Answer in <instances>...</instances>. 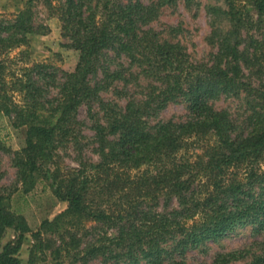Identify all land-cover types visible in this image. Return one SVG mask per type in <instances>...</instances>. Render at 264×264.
I'll list each match as a JSON object with an SVG mask.
<instances>
[{
  "label": "trees",
  "instance_id": "16d2710c",
  "mask_svg": "<svg viewBox=\"0 0 264 264\" xmlns=\"http://www.w3.org/2000/svg\"><path fill=\"white\" fill-rule=\"evenodd\" d=\"M38 2L61 21L66 46L79 50L75 70L48 71L52 65L42 63L16 71L8 64L12 60L1 57L26 45L29 33H39L34 23ZM225 2L233 30L224 37L213 64L193 62L181 46L142 33L138 22L154 7L139 0H28L13 20H0V112L14 126L27 128L25 145L13 159L23 191L46 181L53 194L68 203L65 211L32 233L31 264L39 251L48 260L46 250L53 246L46 240L49 234L57 235L60 243L45 264H65L66 258L69 264L86 262L99 255L115 264H165L164 245L170 242L183 254L242 226L264 229V85L247 80L241 65L243 61L259 71L264 67V39L250 34L256 22L248 10L251 5L263 16L264 0ZM243 30L249 51L240 52L233 38ZM109 51L124 56L130 67L155 82L148 85L145 100H130L122 108L99 100V90L114 80L130 81L123 71L110 68ZM49 86L58 89L52 97L47 95ZM232 95H244L250 108L249 129L243 133H235L228 113L214 107V101ZM177 99L187 103L189 119L150 123L149 117ZM82 106L92 120L100 159H78V165L70 167L60 150L79 145ZM174 197L180 209H156L162 199L167 203ZM89 222L114 234L106 232L100 245L81 247ZM9 228L21 235L3 246L0 264H21L16 254L30 229L13 210L10 192L0 187V242ZM240 257L230 252L213 264ZM255 262L264 264V256Z\"/></svg>",
  "mask_w": 264,
  "mask_h": 264
},
{
  "label": "rangeland",
  "instance_id": "374dc122",
  "mask_svg": "<svg viewBox=\"0 0 264 264\" xmlns=\"http://www.w3.org/2000/svg\"><path fill=\"white\" fill-rule=\"evenodd\" d=\"M139 1L145 6L150 7L152 4L151 6L154 7L150 8L149 14L144 15L138 22L139 30L158 42L181 46L190 59L196 63L213 64L217 56L219 57L224 37L233 30V21L228 13L225 0ZM27 2L28 0H0V20H13L15 15L27 6ZM248 10L256 22L250 34L258 39H264V15L259 17L257 10L251 5L248 6ZM34 11V23L39 33H29L26 45L15 46L2 53L1 57L8 61L12 60L13 64L10 62L8 64L16 71L25 65L34 66L42 63L52 65L47 68L48 71L53 67L69 72L75 70L80 53L79 50L66 46L67 40L62 36L59 18L49 15L48 9L40 2L35 4ZM233 39L239 41L237 47L240 52L249 51L246 31L243 30ZM109 55L110 68L123 71L125 79L130 81L127 83L123 79L114 80L107 89L99 90V100L104 103L117 104L121 108L130 100L138 103L145 100L147 87L154 81L141 74L136 66L130 67L129 61L124 56H116L113 51H109ZM241 65L247 80L255 86L264 85V67L259 71L256 67L247 66L243 61ZM134 73L137 78H132ZM34 76L38 78L37 75L34 74ZM97 77H102L101 72H98ZM48 89V97H52L58 91L57 88L51 86ZM99 105V102L93 104L95 110L102 115ZM214 107L228 113L234 124L235 133L248 131L250 108L244 95L221 97L214 101ZM78 117L84 122L78 138L79 145L70 144L68 148L60 150L63 163L70 167H76L78 159L94 162L100 159L96 151L98 142L94 139L95 132L91 128L92 120L87 115L86 106L80 108ZM148 119L152 125L170 120L186 121L189 119L187 103L182 99L171 100ZM26 131V127L14 126L11 119L0 112V139L2 140L0 142V187H4L5 194L10 192L13 210L23 215L30 229L23 233L21 247L16 254L21 264L32 262L31 256L35 244L32 233L40 229L44 220L54 219L68 206L66 201L60 200L53 194L46 181H39L35 188L27 193L23 191L13 159L15 152L25 145ZM109 138L113 139V137ZM261 165L264 168V160ZM156 209L160 212H170L180 209V206L178 199L174 197L167 203L162 199ZM86 229H88V234L83 235V232H80V235H83L81 247H85L89 242L100 245L106 232L114 234V230H107L94 222L86 223ZM20 235V230L9 228L0 242V252L7 242L15 243ZM48 239H51L53 244L46 250L48 260H43V255L39 251L34 264H45L52 260L53 249L60 241L59 237L53 234L47 235L46 240ZM175 246V242L164 245L167 250L164 255L165 264L177 261H183L185 264H213L216 259L220 258V255L230 252H236L241 257L229 264H252L253 262L258 264L255 261L264 256V229H258L256 225L251 224L242 226L227 237L208 241L196 248L186 250L183 254L176 251ZM69 261L66 258L65 264H69ZM85 263L115 264V260H105L99 255L86 262L80 260L72 264Z\"/></svg>",
  "mask_w": 264,
  "mask_h": 264
}]
</instances>
